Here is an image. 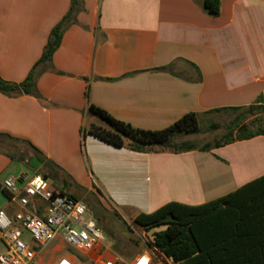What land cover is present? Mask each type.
Returning a JSON list of instances; mask_svg holds the SVG:
<instances>
[{
  "label": "crops",
  "instance_id": "0c3cea01",
  "mask_svg": "<svg viewBox=\"0 0 264 264\" xmlns=\"http://www.w3.org/2000/svg\"><path fill=\"white\" fill-rule=\"evenodd\" d=\"M69 6L0 0V79H26ZM34 83L40 98L0 92V210L9 214L15 207L2 183L10 177L21 185L44 175L86 206L132 221L170 202L209 203L264 176V134L174 154L134 152L83 133L96 125L90 104L144 130L164 129L188 113L245 108L260 97L264 105V0H219L215 17L203 0H82ZM94 188L105 210L90 196ZM248 207L221 204L201 218L204 238L236 241L231 264H264V253L236 238L258 226V212ZM93 252L92 264H130L142 253ZM250 255L260 260L243 258Z\"/></svg>",
  "mask_w": 264,
  "mask_h": 264
},
{
  "label": "trees",
  "instance_id": "16d2710c",
  "mask_svg": "<svg viewBox=\"0 0 264 264\" xmlns=\"http://www.w3.org/2000/svg\"><path fill=\"white\" fill-rule=\"evenodd\" d=\"M81 4L82 0H70L67 13L51 30L40 59L26 79L19 84H12L0 79V92L7 95L23 92L34 94L40 98L39 94L35 92V70L42 63L51 60L52 54L59 47L63 31L72 23L75 14L80 10ZM203 9L207 15L217 16L219 0H203ZM239 109H245V113L248 114L259 113L264 115V105L261 97L257 99L255 104L245 108H223L209 113L237 111ZM87 115L98 119L104 126L91 124L83 130L84 134H90L114 147H125L131 151L141 153L168 152L177 154L192 150L209 151L235 141L247 140L264 134V128L261 126L251 129L250 125L244 122L246 117V114H244V116L236 118L228 132L212 145L197 146L189 142L176 144L175 140L178 137L194 135L199 132V116L197 114H185L169 127L160 130L134 128L128 123L114 119L104 110L91 104L87 107ZM42 176L46 178V176ZM232 202H249L250 207L248 209L255 214L258 212L260 219L257 223L255 221L258 226L252 232L240 231V235L236 238L244 237L246 241H250L247 243L249 248L264 253V176L247 183L230 194L203 205L190 206L177 202L167 203L151 213L137 215L131 221V224L146 231L162 228V230L153 233L148 246L149 249H155L164 256L166 261L163 264H231L234 257L231 256L230 250L233 249L236 241L229 237L221 239L215 237L213 239L209 236L204 238L201 233V218L207 210H213L221 204L229 206ZM90 208H93L92 204L89 205ZM241 247H245V244ZM254 252L256 254L257 251ZM243 258H246L247 262L251 259L260 260V258L251 255L249 257L243 256ZM261 258L264 261V256Z\"/></svg>",
  "mask_w": 264,
  "mask_h": 264
},
{
  "label": "built area",
  "instance_id": "2783aa9c",
  "mask_svg": "<svg viewBox=\"0 0 264 264\" xmlns=\"http://www.w3.org/2000/svg\"><path fill=\"white\" fill-rule=\"evenodd\" d=\"M2 189L15 210L12 214L0 210V264H42L41 252L54 242L66 245L80 256L105 243L103 230L88 215L85 203L56 190L41 174L26 178L21 185L15 178H7ZM164 261L161 253L150 249L138 254L130 264ZM50 264L78 263L60 256ZM101 264L120 261L115 258Z\"/></svg>",
  "mask_w": 264,
  "mask_h": 264
},
{
  "label": "rangeland",
  "instance_id": "374dc122",
  "mask_svg": "<svg viewBox=\"0 0 264 264\" xmlns=\"http://www.w3.org/2000/svg\"><path fill=\"white\" fill-rule=\"evenodd\" d=\"M244 114H246L244 122L249 124L251 129L257 126L264 128L263 114H248L245 113V109H239L237 111H219L201 115L199 117V132L194 135L180 136L175 140V143L189 142L197 146H202L204 144L212 145L228 132L229 128L232 127V122H234L236 118L242 117ZM94 119L97 126H104L98 119ZM90 196H92V198L94 197L97 202H100L99 204L105 208L104 204H106V199L101 194L100 190L94 188ZM87 207L89 210L88 215L96 221L100 228H102L105 238V243L97 247V249L106 250L116 255L123 254L124 252L138 254L143 251H149L148 243L151 242V236L154 232L162 230L161 228L155 231H146L135 227L131 224V221L122 220L112 212H105L95 206L90 209L89 206ZM95 249L90 251L89 254L80 256L66 245L54 242L41 252L39 259L42 264H50L56 258L63 255L73 257L78 264H92V262L88 260V255H92Z\"/></svg>",
  "mask_w": 264,
  "mask_h": 264
}]
</instances>
